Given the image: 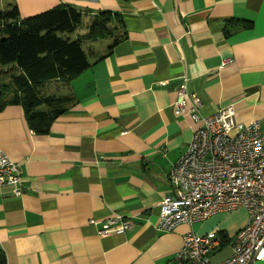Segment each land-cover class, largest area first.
Segmentation results:
<instances>
[{
    "label": "crops",
    "instance_id": "1",
    "mask_svg": "<svg viewBox=\"0 0 264 264\" xmlns=\"http://www.w3.org/2000/svg\"><path fill=\"white\" fill-rule=\"evenodd\" d=\"M10 1L21 17L68 5L87 26L110 10L126 37L112 46L111 35L76 33L91 65L62 92L72 102L49 133L32 131L20 105L0 111V149L19 165L23 182L19 196L0 187L4 263L181 264L176 254L189 231H221L231 242L211 259L228 257L248 221L245 207L163 231L158 203L197 127L189 113L174 111L183 77L203 115L231 105L240 121L264 127V0ZM102 37L110 41L103 45ZM12 70L0 67V78ZM115 213L130 217L132 228L99 235Z\"/></svg>",
    "mask_w": 264,
    "mask_h": 264
},
{
    "label": "built area",
    "instance_id": "2",
    "mask_svg": "<svg viewBox=\"0 0 264 264\" xmlns=\"http://www.w3.org/2000/svg\"><path fill=\"white\" fill-rule=\"evenodd\" d=\"M224 59L222 65L230 63ZM179 84L174 111L189 113L197 124L188 148L169 172L172 189L159 201L158 227L171 231L178 224L192 225L218 212L239 207L248 210V221L236 235L231 254L219 263L212 254L220 247L218 231L197 234L189 231L176 254L189 264H257L264 261V127L261 121H240L231 105L211 115L200 112L201 99ZM264 122V121H263ZM23 192L19 165L0 149V187ZM90 223H96L90 219ZM133 226L130 217L115 213L102 221L99 235L124 233Z\"/></svg>",
    "mask_w": 264,
    "mask_h": 264
},
{
    "label": "trees",
    "instance_id": "3",
    "mask_svg": "<svg viewBox=\"0 0 264 264\" xmlns=\"http://www.w3.org/2000/svg\"><path fill=\"white\" fill-rule=\"evenodd\" d=\"M82 19L83 13L68 5L28 17H21L16 5L9 11L0 9V63L13 66L8 80H0V111L10 104L22 106L35 133H49L54 120L72 102L69 90L57 94L45 87L56 82L69 88L71 80L91 65L81 37L71 40L64 35L75 32ZM123 28L118 13L101 11L93 15L82 38L111 35L114 46L126 37ZM228 242L231 238L223 235L221 244ZM4 262L0 255V264Z\"/></svg>",
    "mask_w": 264,
    "mask_h": 264
},
{
    "label": "rangeland",
    "instance_id": "4",
    "mask_svg": "<svg viewBox=\"0 0 264 264\" xmlns=\"http://www.w3.org/2000/svg\"><path fill=\"white\" fill-rule=\"evenodd\" d=\"M10 4H12V1H10V0H0V8L4 9V11H9L13 6L16 5L15 4V5L9 6ZM87 24H88L87 18H84L82 24L77 28V31L75 33L64 34V35L67 38H70L72 40V39H74L76 37V35H77L76 33H85L87 31V29H88ZM106 37H108V36H106ZM106 37H102L100 39V40L103 39V45L105 44L106 40H107V43H108V41H110V39L106 38ZM0 67H4V65L0 63ZM8 78H9V74H7V75L4 74V75H2L0 80L7 81ZM45 88H46L47 92H52V93H57L58 94V93H62L63 91H65L67 87L66 86H61V85L57 84L56 82H50L47 85V87H45ZM228 253H229V248H225L223 250H219V252L217 253L216 258L220 259V258L226 256ZM257 264H264V262H258Z\"/></svg>",
    "mask_w": 264,
    "mask_h": 264
}]
</instances>
